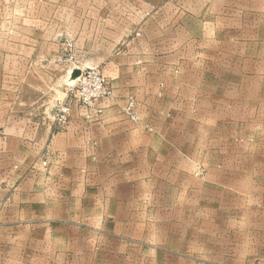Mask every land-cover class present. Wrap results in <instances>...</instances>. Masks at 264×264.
I'll return each instance as SVG.
<instances>
[{
  "label": "rangeland",
  "instance_id": "obj_1",
  "mask_svg": "<svg viewBox=\"0 0 264 264\" xmlns=\"http://www.w3.org/2000/svg\"><path fill=\"white\" fill-rule=\"evenodd\" d=\"M257 6L251 0H0V43L32 47L27 57L32 52L39 81L66 94L55 110L66 103L78 108L70 103L77 69L100 70L110 101L130 88L123 85L138 84L137 75H183L190 90L203 93H193L194 105L222 118L216 131L223 153L241 155L240 162L212 163L223 171L218 184L202 185L206 169L195 162L193 192L163 194L170 207L162 210L129 211L133 225L101 226L112 237L91 239L96 257H71L69 247L65 257L35 249L17 264H264V13ZM130 105L137 114L132 98L123 108ZM84 232L96 235L90 227Z\"/></svg>",
  "mask_w": 264,
  "mask_h": 264
},
{
  "label": "crops",
  "instance_id": "obj_2",
  "mask_svg": "<svg viewBox=\"0 0 264 264\" xmlns=\"http://www.w3.org/2000/svg\"><path fill=\"white\" fill-rule=\"evenodd\" d=\"M251 1L264 13V0ZM29 49L0 43V264L31 258L35 249L41 256L65 257L70 250L71 257H96L91 239L112 237L101 226L133 225L129 211L162 210L170 207L163 205L168 195L193 192L195 162L206 169L205 187L223 173L212 163L240 162L239 153H223L216 131L222 118L194 105L193 93H203L190 90L183 75H137L138 84L123 85L134 89L103 101L97 120L73 108L60 129L53 107L66 94L39 81ZM130 98L138 122L124 111Z\"/></svg>",
  "mask_w": 264,
  "mask_h": 264
},
{
  "label": "built area",
  "instance_id": "obj_3",
  "mask_svg": "<svg viewBox=\"0 0 264 264\" xmlns=\"http://www.w3.org/2000/svg\"><path fill=\"white\" fill-rule=\"evenodd\" d=\"M71 102L84 112L87 120H97L104 111L102 105L105 100H113V92L105 75L98 69L82 71L74 85L70 87ZM71 105L66 103L55 110V122L60 129L68 123L71 115ZM129 118L137 122L138 116L134 112V106L124 109Z\"/></svg>",
  "mask_w": 264,
  "mask_h": 264
},
{
  "label": "water",
  "instance_id": "obj_4",
  "mask_svg": "<svg viewBox=\"0 0 264 264\" xmlns=\"http://www.w3.org/2000/svg\"><path fill=\"white\" fill-rule=\"evenodd\" d=\"M81 73H82L81 70H78V69L75 70V71L73 72V74H72L71 81H72L73 83H75L76 80L80 77ZM73 80H74V81H73Z\"/></svg>",
  "mask_w": 264,
  "mask_h": 264
},
{
  "label": "bare ground",
  "instance_id": "obj_5",
  "mask_svg": "<svg viewBox=\"0 0 264 264\" xmlns=\"http://www.w3.org/2000/svg\"><path fill=\"white\" fill-rule=\"evenodd\" d=\"M74 81V80H73ZM72 83V82H71ZM73 84V83H72Z\"/></svg>",
  "mask_w": 264,
  "mask_h": 264
}]
</instances>
